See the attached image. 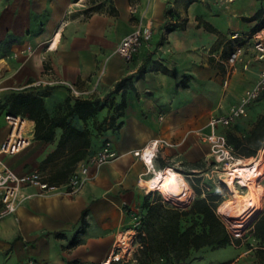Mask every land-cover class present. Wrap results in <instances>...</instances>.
<instances>
[{"label": "crops", "instance_id": "obj_1", "mask_svg": "<svg viewBox=\"0 0 264 264\" xmlns=\"http://www.w3.org/2000/svg\"><path fill=\"white\" fill-rule=\"evenodd\" d=\"M187 1L0 0V60L4 62L0 90H9L7 97L20 90L19 84L25 87L41 81L25 90L42 96L45 111L53 116L65 112L64 102L71 94L65 85L46 82L66 81L88 93L81 98H103L118 80L133 74L132 88L102 99L103 107L85 121L76 114L68 117L71 127L89 130L88 146L81 145L80 138L63 135L67 128L60 126L53 128L50 140H37L34 120L23 116L27 147L4 157L18 173L41 167L46 182L62 185L105 140L111 141L117 155L101 165H90V178L77 192L37 194V188L26 187L35 194L14 213L0 217V264H98L106 259L116 233L129 224L126 210H134L146 195L139 184L148 175L146 167L132 152L151 139L169 143L153 159L154 169L172 165L191 181L199 176L208 152L198 133L206 132L209 116L216 114L211 85L222 83L226 77L223 63L242 41L231 39V33L247 36L254 31L258 16L254 20L245 17L258 13L259 1L248 0L244 8L228 15L229 33L217 26L213 2ZM138 22L151 26V39L132 60L125 61L116 47ZM228 39L233 43L225 45ZM16 52L22 54L14 57ZM244 55L252 59L251 51ZM242 63L231 74L226 91L229 99L248 87V81L243 79L240 84L238 79L256 70ZM142 65L144 70L138 72ZM122 101L124 107L119 110ZM263 110L264 103L254 106L245 128ZM4 114H0V141L9 129ZM99 124L106 129L97 137ZM72 147L83 152L75 162ZM198 254L192 252L190 258Z\"/></svg>", "mask_w": 264, "mask_h": 264}, {"label": "trees", "instance_id": "obj_2", "mask_svg": "<svg viewBox=\"0 0 264 264\" xmlns=\"http://www.w3.org/2000/svg\"><path fill=\"white\" fill-rule=\"evenodd\" d=\"M190 2L192 0L187 1V3ZM257 16L258 13L245 17V20H254ZM257 30L259 29L254 27L253 32ZM143 70L144 65L138 69V72ZM132 79L133 74L121 78L103 98L68 96L64 102L65 112L53 116H49L45 111L42 96L25 90L31 87L25 86L24 89L11 92L7 99L0 103V113L6 110L10 114L20 115L21 117L26 116L34 120V138L37 140H50L53 135V128L60 126L67 128L63 135L80 138L81 145L88 146L89 130H78L71 127L67 120L68 117L76 114L85 121L103 107L102 99L108 100L112 94L120 90L123 95L126 88H132ZM262 103H264V92L249 105L248 112L254 106ZM123 107L124 101L118 105V109L121 110ZM121 114L122 112L119 111L118 115ZM106 120L104 119V122ZM108 122L109 125H112L114 118L112 116L108 117ZM224 133L227 143L232 146L237 157L253 156L264 145V110L251 124L249 123L248 128H245L239 134L233 130L224 131ZM82 156V149L72 147L73 162ZM200 180V176H195V181H188L195 196L186 208L175 206L162 208L164 203L161 201L147 206L146 215L148 218H155L156 224L150 226L149 221L145 223L147 231L146 247L147 249L152 248L159 254L158 258H160L162 264H188L190 260L196 259L195 256L192 259L190 258L192 252H202L201 250L206 248L211 250L221 249L233 242L232 237L226 231L224 223L216 213L218 196L215 192L209 191L207 186L205 188L200 187ZM84 213L85 210L82 211V216ZM248 227L256 241V245H251L250 249L254 250L256 257L261 261V264H264V207ZM144 262L148 264L151 259H146ZM66 264H75V262L69 261Z\"/></svg>", "mask_w": 264, "mask_h": 264}, {"label": "built area", "instance_id": "obj_3", "mask_svg": "<svg viewBox=\"0 0 264 264\" xmlns=\"http://www.w3.org/2000/svg\"><path fill=\"white\" fill-rule=\"evenodd\" d=\"M206 1H211L218 6L228 7L235 0ZM151 35V26L138 22L132 31L120 39L116 47L117 54L125 61L132 60L139 49L149 42ZM230 37L231 39H241L242 41L234 45L223 63L226 71V77L223 79L224 85L227 84L229 74L235 70L237 64L243 62V67H247L252 59L257 61L264 60V34L262 30L255 31L247 36L240 34L238 31H233ZM246 50L251 51L252 59H245ZM40 82L36 81L26 86L38 85ZM50 84L65 85L73 97H81L85 93L66 81L46 82V85ZM263 92L264 68L259 71L256 81L247 87L238 100L230 104L225 112L209 116L207 121L209 131L205 134L204 141L208 144L209 151L215 157V161L223 163L224 167L227 164L235 163L238 157L234 153L232 146L227 143L225 133L221 132L220 129L246 116L249 105ZM4 117L9 129L6 137L0 141V217L14 213L24 200L35 193L47 194L57 190H61L64 193L77 192L90 178V165H101L117 155L112 149L111 141L107 139L93 155L76 166L65 183L62 185L49 184L44 179V172L41 167H34L26 173H18L5 163L4 157L24 149L28 144L29 137L26 132V126L22 123L24 122L23 117L10 113H6ZM162 145L166 146L169 143L163 139H151L144 147L134 150L132 154L143 162L148 172V163L153 162ZM29 186L37 188V191L35 193L27 192L25 188ZM144 191L148 193L145 188ZM139 247H141V242L136 239L135 232L119 231L115 235L108 256L98 264H136V254Z\"/></svg>", "mask_w": 264, "mask_h": 264}, {"label": "rangeland", "instance_id": "obj_4", "mask_svg": "<svg viewBox=\"0 0 264 264\" xmlns=\"http://www.w3.org/2000/svg\"><path fill=\"white\" fill-rule=\"evenodd\" d=\"M88 1H95V0H84L85 3ZM247 1L248 0H235L233 3L228 5V8L226 7L227 9L224 8V6L215 5L216 6L215 18H216L217 26L219 27V29H222L223 31H226L227 33H229L231 29L229 27L231 26H229L230 19L228 15H231L235 13L236 11L240 10L241 8H244V6L247 4ZM258 1H259L258 19L254 27L258 28L259 30H262L264 34V1L263 0H258ZM81 3H83V1ZM228 43H233V42L231 39H228V41L225 42V45H228ZM21 54H22L21 52H16L14 54V57H18ZM0 57H3V56H0ZM254 61L256 60H251V63H248V68L249 69L255 68L256 70L255 71L250 70L248 72L249 74L245 78L241 77L238 79L240 84H242L241 81H243V79L248 81L249 83L246 85V87L247 86L249 87L256 81L259 71L262 68H264V60L261 61V63H254ZM3 63H4L3 60H0V64H3ZM237 67L238 66L236 65V68ZM224 72H226L225 69H224ZM231 74L232 73L229 74L228 82L226 85L223 84V80H222V83L219 82V83H215L211 85L210 89L213 92L212 95L214 96V101H215V109L213 110L214 113H223L226 110L227 106L230 104V102H234L237 99V97L240 95V94H237L236 97L232 96L233 98H230V99L226 97V91L229 86V80H230ZM21 85L22 84L18 85L20 86L19 87L20 90L24 89V86H21ZM8 92L10 91L7 90L6 92L4 90L3 91L0 90V101L4 99V97L5 99L7 98L8 94H5V93H8ZM82 95H88V93H84ZM0 114L2 115L4 113L1 112ZM248 118H249V115L241 117L238 120L234 121L229 126L223 129H220V131L224 132V131H232V130L238 129V131L241 132L243 129H245L247 125L245 122V119H248ZM1 121L2 120H0V122ZM96 128H97L96 129L97 132L95 135L97 137L100 135L103 136V133H104L103 131H105L106 126L99 124L98 127ZM206 129L209 131L208 128ZM207 130L206 132H204L203 130L199 131L198 135H199L200 140L204 141V136L208 132ZM204 145L206 147L208 155L206 158V162L203 165V169H201L200 172L198 173L199 176L201 177L199 186L202 188L203 187L205 188V186H207L208 187L207 189L209 191L215 192L216 195L218 196L216 200L217 201L216 213L218 214V216L224 223L226 231L232 237L233 242L232 244L224 248H221V249L211 250V249L206 248L204 250H201L202 252H198L199 254L195 256L196 260L194 264H261V261L254 254V250L250 249L251 245H256V241L253 238L250 228L248 227L250 223L247 225H243V226L236 225V222H237L235 220L237 219L236 217L230 214L229 216L224 215L221 211H219V207L222 202L233 199V194H231L233 193V191L231 187L229 186V184L224 181V178L226 177V174H227V170L225 169L223 163L216 162L215 157L209 151L208 144H204ZM262 151L263 150L259 152V155L261 157V163H262V172L259 175V184L263 188V195H262V203H263L262 208H263L264 207V157L262 159V156H261ZM253 156H256V154H254ZM250 157H241V158L247 159ZM170 168L177 170L172 165ZM178 172L182 175L180 176L183 182L191 190V197L186 203H184V201L181 199L169 197L168 195H165L157 190H151L149 194L146 193V195H144L142 202L138 206H136L134 210L125 209L126 215L128 216L130 221H129V224L124 229H122V231H130V233L135 232L136 239H138L141 242V247L138 248L137 254H136V257H137L136 264H146L144 262L146 261V259H151V262L155 264H162V261L158 258L159 254L155 252L152 248L148 247L149 249H147L146 247L147 231L145 229L146 227L145 223L146 221H149L150 226L151 224H156L155 218L147 217L146 215L147 206L154 205L155 203L161 201L162 203H164L163 205H165L166 207L175 206L178 208H186L189 206L188 203L190 204L192 199L195 196L188 182V181L191 182V180L188 177H186L183 172L181 171H178ZM193 181H195V177H193ZM236 186H238V189L242 190L243 192L247 191V187L241 188L237 184ZM238 223L240 222H237V224Z\"/></svg>", "mask_w": 264, "mask_h": 264}, {"label": "bare ground", "instance_id": "obj_5", "mask_svg": "<svg viewBox=\"0 0 264 264\" xmlns=\"http://www.w3.org/2000/svg\"><path fill=\"white\" fill-rule=\"evenodd\" d=\"M58 40V37L56 38ZM4 65L0 64V70ZM2 71V70H1ZM22 123H26L25 121ZM27 147V146H26ZM261 148L258 150L253 159L237 158L233 164H227V170L224 181L229 184L233 193V199L226 200L221 203L219 211L224 215H233L240 222L236 225L243 226L251 223L253 219L262 209V195L263 188L259 184V175L262 172L261 157L259 155ZM262 159L264 157V149H262ZM147 158V156H146ZM148 159V158H147ZM149 171L145 177L139 180L140 187H144L148 192L157 190L169 197L181 199L186 203L191 197V190L183 182L180 174L169 167L161 170H156L152 162L148 163ZM246 188L247 191L243 192L238 189Z\"/></svg>", "mask_w": 264, "mask_h": 264}, {"label": "water", "instance_id": "obj_6", "mask_svg": "<svg viewBox=\"0 0 264 264\" xmlns=\"http://www.w3.org/2000/svg\"><path fill=\"white\" fill-rule=\"evenodd\" d=\"M0 260H1V255H0Z\"/></svg>", "mask_w": 264, "mask_h": 264}]
</instances>
